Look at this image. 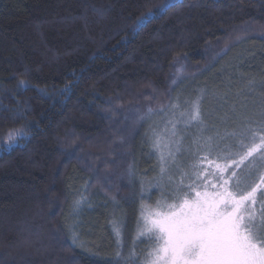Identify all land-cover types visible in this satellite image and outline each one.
I'll list each match as a JSON object with an SVG mask.
<instances>
[{
	"label": "trees",
	"instance_id": "obj_1",
	"mask_svg": "<svg viewBox=\"0 0 264 264\" xmlns=\"http://www.w3.org/2000/svg\"><path fill=\"white\" fill-rule=\"evenodd\" d=\"M160 3L0 0V264H123L117 253L142 264L148 239L133 245L130 228L152 201L128 174L140 127H117L114 106L169 92L172 102L177 58L192 67L213 52L255 51L264 71V0H168L135 24ZM24 125L28 136L7 146L5 133ZM117 186L123 199L113 198Z\"/></svg>",
	"mask_w": 264,
	"mask_h": 264
},
{
	"label": "snow or ice",
	"instance_id": "obj_2",
	"mask_svg": "<svg viewBox=\"0 0 264 264\" xmlns=\"http://www.w3.org/2000/svg\"><path fill=\"white\" fill-rule=\"evenodd\" d=\"M169 7L168 0H161L159 5L148 8L137 17L135 24L141 25ZM26 86L25 80L19 82L18 87ZM69 87L66 85L65 91ZM200 103V98H197L191 102L190 110L181 112L175 122L169 121L172 137L176 136V124L180 121H200ZM178 107L173 105L174 109ZM259 117L257 120L244 115L239 127L225 134L238 142L239 151L233 154L238 159L228 156L225 159L229 162H218L220 153L217 152L216 157L212 154L219 145L214 144L211 136L193 141L198 150L196 163L190 166L191 171L180 172L179 184L169 193L179 203L169 205L168 212H145L142 205L143 223L138 235L154 240L157 245L148 252L145 264H264V174L258 178L251 172L241 175L242 165L250 158L254 159L257 153L264 158V107ZM28 134V125L12 128L5 133L7 146L18 143ZM224 138L220 137V140ZM248 138L251 146L244 143ZM180 143L156 138L154 148L159 153L161 181L175 163ZM202 149L207 150L203 156L200 155ZM205 162L207 168L202 170ZM185 179L189 181L187 185L184 184ZM168 181L174 182L171 175ZM151 186L159 185L153 183ZM201 186L204 191L199 190ZM209 187L211 192L207 190ZM186 188L189 191H185ZM140 195L142 200L150 198L143 188ZM160 206V201H157V207ZM117 256L123 264H135L131 255L125 258L117 253Z\"/></svg>",
	"mask_w": 264,
	"mask_h": 264
},
{
	"label": "rangeland",
	"instance_id": "obj_3",
	"mask_svg": "<svg viewBox=\"0 0 264 264\" xmlns=\"http://www.w3.org/2000/svg\"><path fill=\"white\" fill-rule=\"evenodd\" d=\"M209 57L208 63L205 65L192 67H189L181 58L174 60L169 74V91L172 89V92H175L172 102L169 100V92L167 100L163 99L157 103L145 102L138 106H114V113H111L115 125L121 129L137 123L140 127L138 130V157L135 162H130L131 171L128 170V174L132 173L136 176L139 197H141L143 188L150 197L146 201H152L150 204L143 205L145 212H168L170 210L169 205L179 203V201L171 198L169 193L179 184L180 172L191 171L190 166L196 163L198 150L193 141L209 136L213 137L214 144L219 145V148L213 152V157H216L217 152H219L218 162L227 163L229 161L225 157L239 158L233 155L239 149L236 146L238 142L233 138L226 137L225 134L236 130L244 115L253 116L257 120L260 119L259 113L264 107V71H261L257 66L258 53L244 50H223L220 53L219 51L213 52ZM197 98L201 100L202 115L200 121L191 123L187 120L180 121L176 124V136L172 137V124L169 121L175 122L181 112L190 110L191 102ZM173 105L179 107L174 109ZM157 137L165 142L169 139L181 141L179 151L175 155V163L170 166V170L163 181H161L160 176L159 153L154 148ZM220 137L225 138L220 140ZM244 143L251 146V139H246ZM115 144L119 150L116 151V154H122L124 140L116 139ZM173 150L175 151V146ZM244 150L246 151V148ZM206 151V149H202L200 155L203 156ZM122 156L125 159V154ZM115 165L106 171L108 174L106 180L110 181L108 185L110 189H113L114 186L111 181L114 182L118 178L116 174L118 167L117 164ZM205 168H207L206 162L202 170ZM242 169V176L251 172L254 177L258 178L260 174H264V158L257 153L254 159L250 158L249 161L245 162V165H242ZM169 175L172 176L173 183H169ZM153 183L159 186H151ZM188 183L189 181L185 179L184 184L187 185ZM199 190L204 191L205 189L201 186ZM207 190L212 191L211 187ZM185 191H189V189L186 188ZM119 192L117 186L114 190V200L123 199ZM157 201H160V207H157ZM75 208V212H80V205ZM141 217L142 207L130 231L132 232L133 245L140 240L148 239L143 246H140L139 251L143 256L141 258L142 264H145V257L148 252L157 245L152 239L138 235L143 223ZM75 235L76 239L79 240V234L75 233ZM96 243H98V239L92 241V248L97 245ZM80 244L85 246L86 242L82 240ZM87 246H89L88 243Z\"/></svg>",
	"mask_w": 264,
	"mask_h": 264
}]
</instances>
